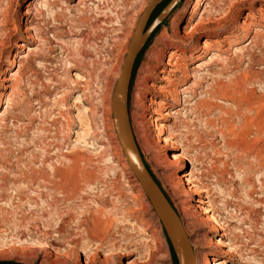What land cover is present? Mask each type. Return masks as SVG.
Segmentation results:
<instances>
[{"label":"rangeland","instance_id":"rangeland-1","mask_svg":"<svg viewBox=\"0 0 264 264\" xmlns=\"http://www.w3.org/2000/svg\"><path fill=\"white\" fill-rule=\"evenodd\" d=\"M61 1L37 7L34 28L26 34L24 12L33 0H0V264H178L168 226L115 151L110 107L129 40L149 0H101L98 6ZM192 2L163 0L155 8L127 98L131 115L146 64L164 35L165 61L175 45L186 52L179 57L189 69L214 55L193 77L171 78L181 105L164 125L181 147L161 148L154 122L144 119L160 164L154 168L130 120L131 129L149 174L182 224L181 201L194 211L197 200L210 197L229 230L226 247L235 250L231 260L220 261L264 264V13L257 10L264 11V0H204L193 22L204 8H212L209 16L215 19L229 7L233 12L219 28L175 41L171 35L183 32ZM33 34L37 43L29 38ZM204 40L211 42L205 53ZM17 43L33 50L26 55ZM155 100L172 104L169 97ZM178 151L189 160H181L183 170L195 172L192 190L205 189L207 195L189 196L181 185L172 197L160 180L159 174L184 166L168 164L167 156ZM208 226L199 223L190 236L202 251Z\"/></svg>","mask_w":264,"mask_h":264},{"label":"bare ground","instance_id":"bare-ground-1","mask_svg":"<svg viewBox=\"0 0 264 264\" xmlns=\"http://www.w3.org/2000/svg\"><path fill=\"white\" fill-rule=\"evenodd\" d=\"M44 1L45 0H33V2L31 3L32 7L28 8L24 12L26 19H25V22L23 24L25 25L24 32L26 34H28L31 31V29L34 28V26L32 24L33 18H31L32 13L37 11V7H42V6L44 7V5H43ZM86 1H92L93 2L92 5L95 4L98 6L100 4L101 0H79L77 4L79 6H84ZM203 1L204 0H193L192 5H191L189 12H188V17H187L185 28L183 29V32L181 33V35L174 33V32H173V34L171 33L172 34L171 36L175 39V41L185 40V38H187V36L191 35L192 33L197 32L199 29H202L204 31H208V30L213 29V28L217 29V28H219V25L221 23V19H222V21L226 20V18H228L230 16V14L233 12L231 10L232 8L229 7V9H227L228 11L227 10L224 11L223 16L221 15L223 18L220 17L221 19H215L214 17L209 16V12H211L212 8H208V9L204 8L202 10V14L200 13L201 15H200V17H198V20L193 22L195 14L197 13L199 7L203 4ZM63 4L65 5L66 2L65 1L62 2V5ZM257 10L264 13V11L260 8H257ZM228 13H229V15H228ZM248 16H249V14H247V17ZM29 38H30L32 43H34V42L37 43V41H39V37L35 34L29 36ZM223 42H226V41H224V39H223ZM210 44H211V42L209 40H204L201 44L202 52L205 53L206 51H208L210 48ZM30 45L25 46L23 43H17V46L19 48H22V49L27 51L26 55L33 50V48H31ZM227 45H228V47H230L229 44H227ZM167 46H168L167 38H166V35H164V36H162V39L160 40L159 44L156 45L155 49L152 51L150 61H148L146 64L147 76L145 78H142L140 83H139V87L137 86L138 92L136 93V96L138 98H136V100L137 99L138 100L136 101V103H137L136 104V110L134 112H132L131 115H129L128 110H127L128 121H129V126H130V133H131V136L133 139L135 150L137 151L143 165L145 166V163L141 157V153L138 149V146H139L141 148L143 154L146 155V157H147V159H146V160H148L147 163L149 162L152 165V167H154V168H156L160 164L158 165L157 157L153 153L154 151H153L152 142L150 140V136L147 135L144 131L143 120L146 119L149 122H154V128L152 129V133L154 135V139H156V142L160 143L161 148L166 149L168 147H175V145L180 144V141L178 142V144L175 141L176 136L174 135V133H166L167 127L164 125V123L167 121V119L172 118L171 110L173 108H175L177 105H181V96H180L181 91L180 90L178 91L176 89V86L174 84V80L171 78L175 77L176 73L177 74L179 73V75H181L185 79H187L189 77H193L192 75H195V72L200 71L202 68L204 69V67L207 66V64H209V63L211 64V62L214 61V58H215L214 55H212L210 58H208L209 60L207 62L201 60V61L197 62L196 66L194 65V67L192 69L191 68L189 69L188 65L185 64L184 60L179 57L180 51H178L179 49H178L177 45H175V48L169 52V54L167 56V60L166 61L164 60V55H165V51L167 49ZM227 50H229V48ZM180 53L184 54L186 52L182 51ZM26 55L25 56L19 55L18 57L20 59H22V58H25ZM190 57H191L190 59L193 58V56H190ZM18 63H20V62H18ZM160 65H163V67L159 68ZM18 71H20V70H18ZM16 73H17V71L14 74H16ZM151 75L154 76L153 81L151 84L147 85L145 83V80L149 79V77ZM73 77L75 80L81 79L79 74L76 72L73 74ZM157 82H162V83H164V85L158 86L156 84ZM183 89H185V88H183ZM144 91L145 92L148 91L147 93H149L151 95V97L146 98L145 94L143 93ZM157 95L160 97H166V98L169 97L172 101V104H168V103L162 102V101L157 103L155 100ZM112 97H113V95H112ZM110 107H111V114H112V123H113V127L115 129V119L116 118H114L113 111H112V100H111V106ZM88 111H89V109L84 107L82 112L87 113ZM175 114L176 115L178 114L177 110H175ZM1 120H2V115L0 114V122H1ZM130 120L132 123L131 125L133 126V132L135 134V138L138 142V146H137L135 139H134V135H133L131 125H130ZM102 124L104 125L105 122H103ZM105 126L106 125H104V127ZM115 134L117 137V141L120 145V147L117 143H116V147L114 145L115 151L118 154L119 160L122 161L123 167H125L128 170V173L130 174L132 179H133V175H134V177H136L137 184H135V185H136L137 189L139 191L143 190V192L145 194V191L143 189L141 181L139 180V178L137 177V175L135 174V172L133 171L132 167L130 166V164L127 160V157L124 153V149L121 145V142L118 139L116 129H115ZM178 146L181 147V145H178ZM121 151L123 154H121ZM124 158H125L126 162H125ZM167 160H168V164L170 166L176 165V164L177 165H179V164L184 165L182 167L180 166V168H178V170L174 173L173 172H165V173L158 175L160 180L162 181V183L170 188L172 197H176V191L179 189V187L181 185L184 188V190L188 192L189 196H192L194 194H196V195H203V194L207 195V192L205 189H202V188H200L202 190L197 189L198 190L197 192H196V190L195 191L192 190V187H193L192 179L194 178L195 172L193 169L183 170L185 167V162H181V160H185L186 162H189V160L187 158H185L184 153L182 151L181 152L178 151V152L169 154L167 156ZM194 183H195V181H194ZM209 198L206 197V199L197 200L198 204H196L193 207L194 211H192L191 208L187 206L186 200L181 201L178 205L179 208L177 210L179 212L180 218L185 221V223L183 222V224H182L181 220L179 219L177 213L175 212L179 221H180L181 228H182L183 232L185 233L187 240H188V243H189V246L191 248V252L193 254V264H224V262L220 261V260L225 259V260L229 261V260H231V257H235L234 248L231 245L226 247V243H225V241L228 239V236H229V230L227 228H225L219 222L220 221L219 217H217V215L215 214V211L213 209L214 207L211 206V202H210ZM149 202H150V200H149ZM168 203H169V201H168ZM150 204H151L153 210L155 211L151 202H150ZM155 213H156L157 217L160 219V221L164 225L168 226L171 242L173 244V247L175 248V250H177V253H178V250L180 248V241H179V233H178L177 227L175 226V224L173 223V221L169 217L159 215V214H157L156 211H155ZM188 219H190L191 222H189V223L186 222ZM199 223L209 225L208 231L206 233V238H207V243H206L207 250L206 251H202L201 249H203V246L201 244H199L197 241L192 240L190 238L191 233H193L195 231L196 226L199 225ZM196 245H197L199 250L193 251L192 247H196ZM74 251L75 250L73 249V252ZM92 259L95 260V256H93Z\"/></svg>","mask_w":264,"mask_h":264},{"label":"water","instance_id":"water-1","mask_svg":"<svg viewBox=\"0 0 264 264\" xmlns=\"http://www.w3.org/2000/svg\"><path fill=\"white\" fill-rule=\"evenodd\" d=\"M162 1L163 0H149L133 30L127 46V51L123 58L120 73L114 87L112 111L114 118H116L115 129L118 139L121 142L130 166L142 183L146 196L152 203L157 214L169 217L177 227L180 241V248L177 253L178 264H193V254L191 252V248L187 237L181 228L180 221L175 211L153 181L151 175L143 165L137 151L135 150L130 133L127 113L128 87L132 70L143 42L147 36L146 29L152 13Z\"/></svg>","mask_w":264,"mask_h":264}]
</instances>
